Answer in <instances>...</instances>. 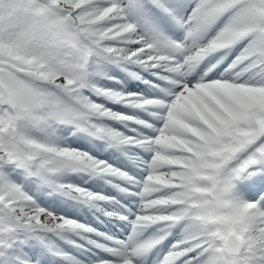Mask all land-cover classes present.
I'll use <instances>...</instances> for the list:
<instances>
[{
  "label": "snow or ice",
  "instance_id": "obj_1",
  "mask_svg": "<svg viewBox=\"0 0 264 264\" xmlns=\"http://www.w3.org/2000/svg\"><path fill=\"white\" fill-rule=\"evenodd\" d=\"M0 264H264V0H0Z\"/></svg>",
  "mask_w": 264,
  "mask_h": 264
}]
</instances>
